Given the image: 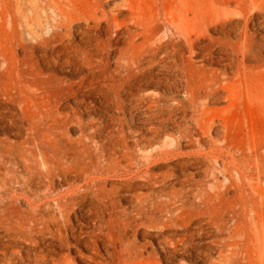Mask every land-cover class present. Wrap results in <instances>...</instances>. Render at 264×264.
<instances>
[{"label":"rangeland","instance_id":"1","mask_svg":"<svg viewBox=\"0 0 264 264\" xmlns=\"http://www.w3.org/2000/svg\"><path fill=\"white\" fill-rule=\"evenodd\" d=\"M71 234L45 264H264V0H0V264Z\"/></svg>","mask_w":264,"mask_h":264},{"label":"bare ground","instance_id":"2","mask_svg":"<svg viewBox=\"0 0 264 264\" xmlns=\"http://www.w3.org/2000/svg\"><path fill=\"white\" fill-rule=\"evenodd\" d=\"M7 113H8V111L5 112V115L3 117L7 116L6 115ZM1 119H3V118H1ZM183 162L186 164V161H183ZM178 163H180L179 166H181L182 162H178ZM58 211L60 214V220L54 221V226H56V230L60 234L66 233V231H68V230H70V232L72 233V228H68L64 224V216L67 214L66 205L63 204V205L58 206ZM73 217L75 218L74 214H73ZM158 235L159 234H157V235L155 234L154 236L158 238ZM40 241H43V240H40ZM37 242H38V244H37ZM37 242L33 243L34 247H32L31 249L29 248L27 250L26 258L24 259L25 261H27L26 264H45L46 261L48 260V258H50V256H51V255H49V253H47V252H50L49 251L50 248H56V249H59L61 251L66 250L69 252H73V249L75 246H83V245L87 246L86 243L81 242L76 237H74L72 234L66 238H63V239L57 241V242H53V240L45 241V248H42L40 246L41 243L38 240H37ZM103 251H104V257H102V260L105 261L106 264H109V260H111L112 254L106 248ZM28 254H31V255L29 256ZM76 257H80V255H77ZM57 259H59L58 256H56V255L53 256L51 258V263L54 262L53 264H57ZM87 261L91 264H98L96 262L95 257L87 258Z\"/></svg>","mask_w":264,"mask_h":264}]
</instances>
